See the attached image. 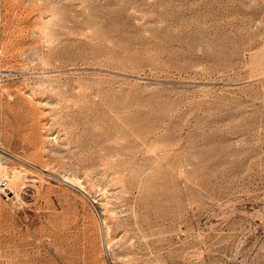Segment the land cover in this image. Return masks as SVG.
Wrapping results in <instances>:
<instances>
[{"label": "rangeland", "instance_id": "1", "mask_svg": "<svg viewBox=\"0 0 264 264\" xmlns=\"http://www.w3.org/2000/svg\"><path fill=\"white\" fill-rule=\"evenodd\" d=\"M0 70V264L262 263L264 0H0Z\"/></svg>", "mask_w": 264, "mask_h": 264}, {"label": "bare ground", "instance_id": "2", "mask_svg": "<svg viewBox=\"0 0 264 264\" xmlns=\"http://www.w3.org/2000/svg\"><path fill=\"white\" fill-rule=\"evenodd\" d=\"M86 61V60H85ZM84 61V63H85ZM2 71V70H0ZM1 73V72H0ZM3 73V72H2ZM105 81L112 83V84H119L121 82H123L124 80V75L121 71L119 70H111L108 71V73L106 74V77L104 76ZM0 84H1V79H0ZM12 158H16L22 162H25L27 164H30L29 162H26L25 160H22L8 152H6L0 145V181H2V174H4L3 172H5V169H8V165L9 162ZM33 165V164H32ZM42 170V169H41ZM22 173L18 170L16 172H13V174H11L10 177L7 178H3L6 179L8 181V191H10L9 194H13L15 187L19 184L21 177H22ZM6 177V176H5ZM65 182L69 183L70 185L74 186V183L69 182L68 180H64ZM77 186V185H76ZM79 189V186H78ZM81 189V188H80ZM7 190L4 191L0 188V193H4L3 195L5 196V194L7 195ZM83 191V190H82ZM0 197L2 198V196L0 195ZM15 197L17 199H19V195L15 194ZM95 202V201H94ZM0 244L6 245L7 247H13L15 245L14 240H6L5 238L0 237Z\"/></svg>", "mask_w": 264, "mask_h": 264}, {"label": "built area", "instance_id": "3", "mask_svg": "<svg viewBox=\"0 0 264 264\" xmlns=\"http://www.w3.org/2000/svg\"><path fill=\"white\" fill-rule=\"evenodd\" d=\"M0 188L4 191H6L8 189V181L6 179H2V181H0ZM10 191L7 190V194L9 193ZM4 193H0V195L3 197ZM261 264H264V256H263V259H262V263Z\"/></svg>", "mask_w": 264, "mask_h": 264}]
</instances>
